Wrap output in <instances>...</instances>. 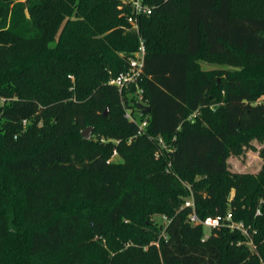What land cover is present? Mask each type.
<instances>
[{
	"label": "trees",
	"instance_id": "16d2710c",
	"mask_svg": "<svg viewBox=\"0 0 264 264\" xmlns=\"http://www.w3.org/2000/svg\"><path fill=\"white\" fill-rule=\"evenodd\" d=\"M144 1L136 32L123 0H0V264H264V171L226 162L264 136V0ZM139 37L137 135L108 81Z\"/></svg>",
	"mask_w": 264,
	"mask_h": 264
},
{
	"label": "built area",
	"instance_id": "2783aa9c",
	"mask_svg": "<svg viewBox=\"0 0 264 264\" xmlns=\"http://www.w3.org/2000/svg\"><path fill=\"white\" fill-rule=\"evenodd\" d=\"M123 2L127 4L131 9V14L127 18L128 22L130 23V27L132 30L138 32V21L140 16L149 15L151 13V7L144 0H123ZM144 55V41L141 37H139L138 48L132 53L131 56H129L127 68L124 71H121L112 76L108 81L109 84L115 85L120 92L124 90L127 91L129 95L132 94L131 88L134 87L133 94L136 97L138 106L135 109L130 106H126L124 117L129 121L135 122L137 124V135L144 132V129L149 122L147 117L139 119L134 114L138 113L139 110H142V105H146L143 99V89L139 86V80L141 79L143 74ZM69 77L72 78L70 75ZM140 113H142V111ZM158 144L161 147H164V142L161 137H158ZM115 155H117V151L114 149L109 160H112V157ZM155 156L157 157L158 153H156ZM184 206L192 208V212L188 216V221L193 225L201 224L203 226L205 230L204 238L209 235V232L213 228H217L222 223L226 222V225L231 230H237L245 237L246 244L252 250L255 248V245L252 241L251 232L249 231L250 226H247L242 221L233 220L230 211H228L225 215L208 216L204 219H200L194 212V202L192 197H188L187 199H185ZM252 232L254 233L255 230H252Z\"/></svg>",
	"mask_w": 264,
	"mask_h": 264
},
{
	"label": "rangeland",
	"instance_id": "374dc122",
	"mask_svg": "<svg viewBox=\"0 0 264 264\" xmlns=\"http://www.w3.org/2000/svg\"><path fill=\"white\" fill-rule=\"evenodd\" d=\"M200 64L202 69L224 67L230 70H239V68L235 69L233 67L222 65L219 63L211 64L201 62ZM91 138L93 140L102 139V137L99 136L97 133H91ZM112 160L120 161V157L118 155H115L112 157ZM226 162L228 166V171L231 174L248 173L255 175L260 171H264V136H253L249 138L248 143L242 145L240 152H229ZM183 184L185 186H188L187 183L183 182ZM232 195L233 191H230L228 194L229 198H231ZM150 219L155 223L159 231H161L160 234L164 233V226L167 224V218L162 214H154Z\"/></svg>",
	"mask_w": 264,
	"mask_h": 264
},
{
	"label": "water",
	"instance_id": "95a60500",
	"mask_svg": "<svg viewBox=\"0 0 264 264\" xmlns=\"http://www.w3.org/2000/svg\"><path fill=\"white\" fill-rule=\"evenodd\" d=\"M141 108H142V112L143 113H148L149 112V107L148 106H146V105H142L141 106ZM91 127H87V128H85L84 130H82L81 131V135H82V137L83 138H89V136H90V133H91Z\"/></svg>",
	"mask_w": 264,
	"mask_h": 264
}]
</instances>
